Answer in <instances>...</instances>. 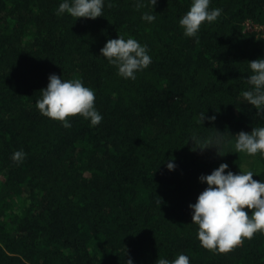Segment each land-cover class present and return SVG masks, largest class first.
Masks as SVG:
<instances>
[{"label":"trees","instance_id":"trees-1","mask_svg":"<svg viewBox=\"0 0 264 264\" xmlns=\"http://www.w3.org/2000/svg\"><path fill=\"white\" fill-rule=\"evenodd\" d=\"M60 2L0 0V264H155L180 253L190 264H264V234L208 250L189 208L207 186L200 174L221 162L241 171L233 135L264 125L243 98L248 62L264 57V0H210L222 12L198 39L179 25L192 0H105L95 19L58 16ZM118 35L148 46L134 80L100 56ZM52 73L94 90L98 125L40 113ZM202 112L216 119L198 122ZM216 136L221 155L191 140ZM259 162L253 178L264 180Z\"/></svg>","mask_w":264,"mask_h":264},{"label":"clouds","instance_id":"clouds-1","mask_svg":"<svg viewBox=\"0 0 264 264\" xmlns=\"http://www.w3.org/2000/svg\"><path fill=\"white\" fill-rule=\"evenodd\" d=\"M155 5L156 0H151ZM210 0H192L189 10L179 19V25L185 36L198 39V32L205 22L215 21L221 14V8H210ZM105 0H61L56 15L65 13L77 18L95 19L103 15ZM111 7V2L108 4ZM142 6V0H137ZM141 19L151 23L156 19L154 13L145 12ZM100 56L115 65L122 78L135 79L137 72L146 69L151 63L148 46L141 44L132 36L108 39L100 48ZM249 74L246 78L249 87L243 91V98L255 107L257 116L264 118V57L248 62ZM48 84L40 90L41 97L36 106L42 115L62 122L64 127H71L68 119L79 114L96 126L102 120L101 113L96 109L95 93L85 86L80 79H63L55 73L48 77ZM215 120L216 116L199 114V121ZM235 153H246L264 156V125L253 127L251 131H239L235 135ZM195 148L201 150L214 146L218 149L226 142L224 137L216 136L209 139L191 137ZM221 155V154H220ZM26 157L22 150L12 153V160L21 163ZM168 170H174L173 159L166 163ZM227 170V171H226ZM254 171L234 173L226 162H221L209 174H200L198 180L207 186L198 194L195 203H190L192 223L198 226L197 239L202 247L227 252L242 242L244 238H252L260 232L264 234V180L253 178ZM161 199L159 200V204ZM249 210H251L249 212ZM127 264H134L131 258ZM155 264H190V257L180 253L169 260L158 257Z\"/></svg>","mask_w":264,"mask_h":264},{"label":"rangeland","instance_id":"rangeland-1","mask_svg":"<svg viewBox=\"0 0 264 264\" xmlns=\"http://www.w3.org/2000/svg\"><path fill=\"white\" fill-rule=\"evenodd\" d=\"M259 156H260L259 154L251 156L246 153H243V164L241 171H249V170L254 172L259 171L261 169Z\"/></svg>","mask_w":264,"mask_h":264},{"label":"built area","instance_id":"built-area-1","mask_svg":"<svg viewBox=\"0 0 264 264\" xmlns=\"http://www.w3.org/2000/svg\"><path fill=\"white\" fill-rule=\"evenodd\" d=\"M249 29H256V27H252L250 23L247 24Z\"/></svg>","mask_w":264,"mask_h":264}]
</instances>
